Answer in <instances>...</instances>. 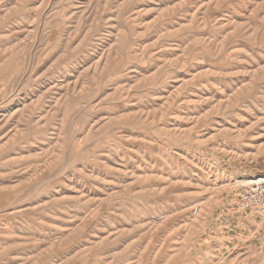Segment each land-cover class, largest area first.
<instances>
[{"label": "rangeland", "instance_id": "rangeland-1", "mask_svg": "<svg viewBox=\"0 0 264 264\" xmlns=\"http://www.w3.org/2000/svg\"><path fill=\"white\" fill-rule=\"evenodd\" d=\"M261 174L264 0H0V264H264Z\"/></svg>", "mask_w": 264, "mask_h": 264}, {"label": "built area", "instance_id": "built-area-1", "mask_svg": "<svg viewBox=\"0 0 264 264\" xmlns=\"http://www.w3.org/2000/svg\"><path fill=\"white\" fill-rule=\"evenodd\" d=\"M242 182L249 183V185H242ZM239 186L242 187V191L240 193L238 212L252 214L264 220V174L239 181Z\"/></svg>", "mask_w": 264, "mask_h": 264}, {"label": "bare ground", "instance_id": "bare-ground-1", "mask_svg": "<svg viewBox=\"0 0 264 264\" xmlns=\"http://www.w3.org/2000/svg\"><path fill=\"white\" fill-rule=\"evenodd\" d=\"M242 185H246V186H247V185H249V183H243V182H242Z\"/></svg>", "mask_w": 264, "mask_h": 264}]
</instances>
